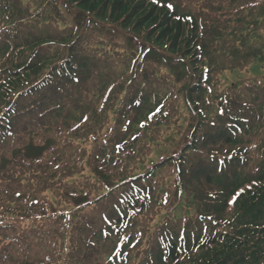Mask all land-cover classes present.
Here are the masks:
<instances>
[{
    "label": "trees",
    "instance_id": "trees-1",
    "mask_svg": "<svg viewBox=\"0 0 264 264\" xmlns=\"http://www.w3.org/2000/svg\"><path fill=\"white\" fill-rule=\"evenodd\" d=\"M125 1L0 0V264H264V0H189V12L165 15L156 6L141 14ZM132 19L136 30L155 22L159 50L104 23ZM158 40L173 49L183 40L187 53L182 60L163 54L168 45ZM207 51L217 63L237 64L230 73L257 65L263 74L228 85L218 72L213 84L208 71L200 76L183 60L192 57L195 66ZM192 102L200 105L206 182L197 220L174 219L173 195L186 189L184 157L180 171L157 164L142 189L150 199L136 207L140 198L130 204L128 195L121 217L111 200L116 219L90 221L83 209L115 194L109 183L128 179L133 154L149 149L147 141L136 144L141 132L158 126L147 140L166 137L184 113L195 116ZM69 107L77 118L66 120ZM208 129L225 141L209 142ZM173 150L164 152L173 157ZM223 173L229 181L213 184ZM175 174L171 193L162 194ZM190 196L179 201L188 205ZM100 240L108 246L95 261Z\"/></svg>",
    "mask_w": 264,
    "mask_h": 264
},
{
    "label": "rangeland",
    "instance_id": "rangeland-1",
    "mask_svg": "<svg viewBox=\"0 0 264 264\" xmlns=\"http://www.w3.org/2000/svg\"><path fill=\"white\" fill-rule=\"evenodd\" d=\"M51 1H61V0H51ZM115 3V7L118 6L120 0H112ZM215 1V0H211ZM127 2L128 4V8H136L141 10V14H148L149 11H151L152 7L156 6L155 8H159L160 10V14L167 13L168 11H170L166 5L172 2L173 5V10L176 9V13L178 12V14H182V13H187L191 10V7L188 8L189 6V0H159L158 3H153V0L149 1V0H132V2ZM236 3V1H235ZM111 4V2H110ZM185 7V8H184ZM73 10H77L76 8H72ZM185 12H183V10ZM158 14V13H156ZM157 17L159 15H156ZM99 22H103L101 19L98 20ZM160 21L161 23H163V19L160 16ZM133 22H135V20H130L127 23V26H123L120 23H106V26H111V27H115L117 29H119L120 31H122L123 33H125V37L128 38H134V39H138V37H140V42L144 45V46H148V47H155V49H158L157 46L153 45L152 42L156 39V36L158 34L159 28L158 26H154L155 22L153 21L151 24H146L143 28H141L140 30H136L133 29ZM143 22V21H142ZM161 25V24H160ZM159 25V26H160ZM175 34V33H174ZM105 37V36H104ZM108 37V36H106ZM109 39V38H108ZM107 40V39H106ZM115 40L117 42H119L120 45L124 44V39L123 38H115ZM160 45H168L167 48H162L163 50H160L161 53L166 54L168 56H175V59L177 60H182V58L186 55L187 51H186V46L183 43V40L178 41V46L173 49L171 46L174 43H171V40L168 41H162V40H158ZM108 42V40H107ZM104 45H108V44H103ZM103 46H99L98 48L103 49ZM159 50V49H158ZM234 54V56L236 57V52H232ZM243 55H245V52L243 53ZM206 60L200 61V59H198V63L197 65L193 66L191 63L192 57L191 59L185 58L183 59L184 61H186V63H188L190 65V67L194 68V67H199V73L200 76L202 73H204L205 71H208V73H210V80L211 83L216 84V82H218V79H220V77H218V72H226V74L222 75L221 77V81L224 82V84H240L242 82H246L249 79H253L257 76H260L263 74V69H259V66L254 65L253 68L249 71V73L244 74V72H242L243 74H236V73H230L228 72V70H233L234 69V65L237 64H231L230 61L228 60H221L220 63H217L218 57H216L214 54H210L207 51V55L205 56ZM128 58H125V60H127ZM214 63V64H213ZM210 68L208 69L207 66ZM213 66H215L216 68H214ZM215 69V70H214ZM227 69V71H226ZM220 70V71H218ZM260 70L262 71V73H260ZM21 71H25L24 69L20 70ZM164 74V72H163ZM196 75V74H195ZM200 80V78H199ZM100 82L101 84H104L106 82H108V76H107V72L105 71V69L101 72L100 75ZM217 85V84H216ZM122 105V104H121ZM120 105V107H121ZM195 103H191V106H193L194 112L196 113L195 116L192 113V115H189L187 113H184L185 115H187L184 121L182 122H178L176 125H170L169 130L167 131V135L166 137H162L161 139L157 140V142H152L150 140H147V138L154 136L153 132L154 129H156L158 126L154 127V128H146V130L142 131V135L141 137L138 139L136 144L140 145V142L142 141V145L145 141L148 142V147L149 149L146 150L144 153L139 152L136 153L133 159V162H131V170L129 172V178L126 180H118L117 182H113V183H109V186H112L114 188V190H117L115 192V194H113L112 196H109L108 198L104 199L102 202H97L94 206H89L86 207L85 209H83V211L88 212L92 215V217L90 218V221H92L94 224L98 225L101 219V214L107 216L110 219H116L114 217H110V215H112V201L111 200H115L117 201L116 206L120 208V217L124 214H127V208L126 206H130V204H134L135 200L139 199L138 202L135 203L136 207L139 205V201H141L142 199H144V197H146V193L145 190L142 192L143 187L149 188L151 184V176L154 173V171L158 168L157 164L158 163H163L168 164L167 167L171 168L174 167V169L179 170L182 168V164L180 162H182L184 159V157H186L187 160H189V162L191 161L192 166L190 167L189 162L187 163L186 167L183 168V170L185 171V174L183 176V180H184V185L186 187V189L181 190V196L179 194H174L173 197H175V203L172 204V209L175 208V212H174V219L175 220H180L183 218V216L185 215L188 219H193V220H197L198 215H200V191L202 189H204L206 187V182L203 180H200V168H201V164H200V105L195 106ZM78 106V105H76ZM120 109L117 108L115 109V112L119 111ZM72 108L69 107V109L66 108V111L63 112V114L68 115V117H66L67 119L70 118H77V114L72 116ZM137 112V111H136ZM138 112H140L138 110ZM112 113L110 114V116L112 117ZM140 115V114H139ZM144 115V114H142ZM141 116V115H140ZM114 119H116V116H114ZM189 117H193V120L190 121ZM142 117L139 116H135L133 117V119L135 121H140ZM41 121V120H40ZM167 125V122H161V124L159 125V130H164V127L161 126H165ZM133 129L136 131L138 129V125L133 124ZM174 130V131H173ZM173 131V134L171 135ZM207 134L206 135V139L209 140V142H215V141H225L226 138L224 137H220V133L219 130H212V129H208L207 130ZM243 143L246 142V140H242ZM196 143V144H194ZM174 149L173 153H175V155L173 157H170L169 152H164L165 150H169V149ZM85 149H86V153L90 154L91 150H92V143L89 142L88 144L85 145ZM142 147L140 148H136L135 150H140L141 151ZM196 150V153L194 152ZM237 151V150H236ZM172 152V151H170ZM238 152V151H237ZM236 152V154H237ZM187 153V154H186ZM172 158V159H171ZM203 167V166H202ZM211 167V166H210ZM165 170H167L166 165L165 167L161 170L162 172H164ZM230 176H232L235 170H229ZM249 171V167L241 170L239 169L237 171V176L241 177L245 175V173ZM207 172V170L205 171V173ZM204 173V174H205ZM228 173H223V174H218L212 177V183L215 185H225L227 183V180L229 181V177L227 175ZM158 177V175H157ZM156 177V178H157ZM171 180L170 183L166 185L165 188H162V194H164L166 191V189L168 188V190L172 191V189L174 188V184L177 178V174L175 175H171ZM245 178V177H243ZM91 181L92 183H95V178L91 177ZM104 191V190H103ZM109 191V190H108ZM157 192H160V190L157 189ZM102 192H100L101 194ZM168 193V192H167ZM169 194V193H168ZM188 194H191L190 198H192L191 202H189V204L187 205V203H183V201H179V197L180 199L184 200L185 198L188 197ZM129 195V196H128ZM100 196V195H99ZM130 197L131 199H133V201H131L130 204H126V201L128 199V197ZM148 199H150L149 197H146ZM147 201V200H146ZM144 201V202H146ZM193 202V203H192ZM116 203V202H115ZM134 205V207H135ZM110 206V207H109ZM171 206V205H170ZM117 213V211H116ZM189 213V214H187ZM96 214V215H95ZM165 214V212L160 211V216H163ZM184 216V217H185ZM98 222V223H96ZM158 221H156L157 223ZM177 222V221H176ZM191 227H194L191 226ZM100 247L96 249V253H95V257L92 258V260L98 261V260H102L101 259V253H99V251H104L103 249L106 248L108 246V241H103L100 240ZM150 252V251H149ZM148 252V253H149ZM98 255L100 256V259L98 257ZM102 262V261H101Z\"/></svg>",
    "mask_w": 264,
    "mask_h": 264
},
{
    "label": "snow or ice",
    "instance_id": "snow-or-ice-1",
    "mask_svg": "<svg viewBox=\"0 0 264 264\" xmlns=\"http://www.w3.org/2000/svg\"><path fill=\"white\" fill-rule=\"evenodd\" d=\"M159 2V0H153V3H158ZM166 7L171 11L172 9H173V5L171 4V3H169V4H167L166 5ZM178 19H179V17H178ZM188 19H190V17L188 18ZM238 195V194H237ZM235 198H233V200H234ZM233 201H229V203H232Z\"/></svg>",
    "mask_w": 264,
    "mask_h": 264
}]
</instances>
